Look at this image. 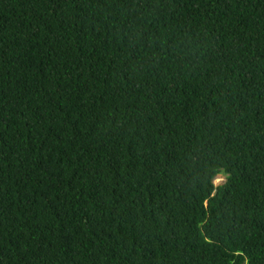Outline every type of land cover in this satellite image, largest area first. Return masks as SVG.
Returning <instances> with one entry per match:
<instances>
[{
	"label": "trees",
	"instance_id": "trees-1",
	"mask_svg": "<svg viewBox=\"0 0 264 264\" xmlns=\"http://www.w3.org/2000/svg\"><path fill=\"white\" fill-rule=\"evenodd\" d=\"M0 264H264V0H0Z\"/></svg>",
	"mask_w": 264,
	"mask_h": 264
},
{
	"label": "rangeland",
	"instance_id": "rangeland-1",
	"mask_svg": "<svg viewBox=\"0 0 264 264\" xmlns=\"http://www.w3.org/2000/svg\"><path fill=\"white\" fill-rule=\"evenodd\" d=\"M225 181H226L225 176H219V177L216 179L215 184H216V185H221V184L225 183Z\"/></svg>",
	"mask_w": 264,
	"mask_h": 264
}]
</instances>
